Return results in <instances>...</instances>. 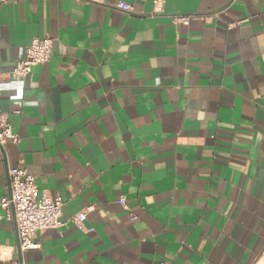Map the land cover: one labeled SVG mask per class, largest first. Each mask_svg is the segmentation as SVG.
Returning <instances> with one entry per match:
<instances>
[{"label":"crops","instance_id":"1","mask_svg":"<svg viewBox=\"0 0 264 264\" xmlns=\"http://www.w3.org/2000/svg\"><path fill=\"white\" fill-rule=\"evenodd\" d=\"M47 37L1 87L0 201L26 169L64 226L22 253L1 221L0 264H264V0H6L0 70Z\"/></svg>","mask_w":264,"mask_h":264},{"label":"built area","instance_id":"2","mask_svg":"<svg viewBox=\"0 0 264 264\" xmlns=\"http://www.w3.org/2000/svg\"><path fill=\"white\" fill-rule=\"evenodd\" d=\"M96 3H103L104 0H91ZM164 1V0H162ZM6 0H0V6ZM118 9L124 12H132L130 4L119 2ZM193 16H174V25L188 26ZM54 40L50 37L34 39L31 44L22 49L19 60L15 67L9 71L0 70V93L4 83L21 81L27 78L34 67L47 64L53 55ZM20 137L14 132L8 116L0 106V154L6 149L9 143L18 145ZM11 196H4L0 201V222H16L19 247L22 253L36 250L40 245L35 242V236L39 232L50 229H61L64 223L61 221L64 202L61 197L53 198L47 192H41L37 185V178L26 169L19 167L10 168ZM120 202L125 205V200ZM95 210L93 206L78 213L74 223L81 231H87L85 222L90 213ZM2 264H25L24 262L2 263ZM159 264H170L162 262Z\"/></svg>","mask_w":264,"mask_h":264},{"label":"water","instance_id":"3","mask_svg":"<svg viewBox=\"0 0 264 264\" xmlns=\"http://www.w3.org/2000/svg\"><path fill=\"white\" fill-rule=\"evenodd\" d=\"M9 186H10V181H9ZM10 188H11V186H10ZM10 196H11V189H10ZM20 248V247H19Z\"/></svg>","mask_w":264,"mask_h":264}]
</instances>
